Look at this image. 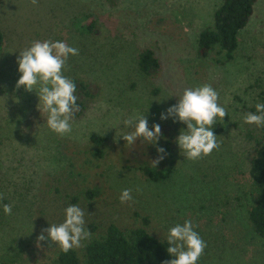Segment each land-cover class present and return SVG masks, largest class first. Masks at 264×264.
Masks as SVG:
<instances>
[{
    "label": "rangeland",
    "instance_id": "obj_1",
    "mask_svg": "<svg viewBox=\"0 0 264 264\" xmlns=\"http://www.w3.org/2000/svg\"><path fill=\"white\" fill-rule=\"evenodd\" d=\"M221 3L0 0L5 36L0 50V205L13 206L12 215H4L0 207V262H53L59 247L41 242L38 248L36 237L48 222L63 221L65 207L77 204L85 209L90 234L91 224L101 230L111 223L128 229L145 226L142 218L149 217L147 229L165 239L170 226L191 219L207 245L198 264H264V239L248 220L255 197L251 161L264 146V128L242 121L257 102H264V0H258L240 32L234 58L224 63L216 52L207 57L197 52L200 32L213 24ZM84 12L96 21L90 34H82ZM45 40H61L79 49L69 57L64 74L84 82L90 91L89 96L75 93L80 107L72 132L65 136L43 124L46 114L41 116L34 91L16 88L19 50ZM144 48H151L161 64L150 74L138 67ZM204 83L217 90L229 116L214 126L219 150L193 161L184 159L174 142L185 126L162 121L159 114L177 102V97L167 95L179 96L185 88ZM148 108L149 128L153 122L160 124L164 138L159 144L168 152L157 166L156 146L140 143L139 138L129 146L117 137L121 118ZM94 134L109 139L105 156L90 157L84 186L80 180V185L70 187L64 170L71 160L87 161ZM143 166H172L173 171L155 182L139 169ZM94 186L101 196L89 204L82 193ZM123 189L132 190V201L120 202ZM73 196L79 197L78 203L72 202Z\"/></svg>",
    "mask_w": 264,
    "mask_h": 264
},
{
    "label": "clouds",
    "instance_id": "obj_2",
    "mask_svg": "<svg viewBox=\"0 0 264 264\" xmlns=\"http://www.w3.org/2000/svg\"><path fill=\"white\" fill-rule=\"evenodd\" d=\"M78 54V48L64 41L45 40L35 41L19 50L17 57V71L20 75L16 81V88L23 87L27 92H35L38 97L37 108L40 114L42 112L46 114L43 116L45 118L43 124L59 136L72 132L74 115L80 107L75 94L77 83L64 74L69 57ZM172 96L177 97V102L161 111L159 119L171 120L174 124L185 126L180 127L178 135L174 137V142L184 159L194 161L210 155L214 150H219L220 144L214 126L218 123L223 124V118L228 112L219 103L217 90L204 83L185 88L179 96L169 94L166 97ZM254 108L255 111H248L243 115L242 121L247 125L264 128V102H257ZM148 110L149 108L143 113L136 112L121 118L119 120L121 132L117 137L122 138L129 146L136 145L138 138L140 143L146 142V145L156 146L157 157L153 161L157 166L167 157L168 152L159 144V140L164 138L160 124L153 122L149 128V120L145 115ZM109 127L117 131L116 125ZM119 199L121 203L132 201V190L123 189ZM0 207L4 215L13 214L11 204L4 203ZM85 223V209L77 204H69L64 209L62 222H48V226L41 230L36 237V246L41 248L43 247L41 242H46L50 246L59 247L65 253L79 248L82 241L87 240L90 235ZM165 239L168 245L166 251L172 257L166 264H198L207 246L206 241L195 230L191 219L170 226Z\"/></svg>",
    "mask_w": 264,
    "mask_h": 264
},
{
    "label": "trees",
    "instance_id": "obj_3",
    "mask_svg": "<svg viewBox=\"0 0 264 264\" xmlns=\"http://www.w3.org/2000/svg\"><path fill=\"white\" fill-rule=\"evenodd\" d=\"M257 2L258 0H222L215 11L213 24L200 32L197 50L199 56L207 57L216 52L223 57L222 63L232 60L239 45V34L248 25ZM82 16H84L82 34H90L96 27V21L86 12L82 13ZM4 43L5 36L0 27V50ZM137 62L139 69L145 74H150L161 66L158 56L151 48H144L139 53ZM74 81L77 83L76 92L83 96L90 95L87 84ZM80 102L77 100L78 105ZM108 141L106 137L92 135L91 142L94 150L87 156V161L82 163L81 157L71 160L63 176L70 187L75 188L81 184L80 180L82 182L86 179L88 172L85 173L84 170H87L88 160L92 159L90 157L102 159L105 156L104 148ZM139 169L149 180L155 182L166 180L173 171L172 166L162 169L143 166ZM250 175L255 197L249 209L248 220L251 229L264 239V146L258 150L251 161ZM81 186H84L83 182ZM82 194L90 204L101 196V191L98 186H94L86 188ZM78 201L79 197L73 196L72 202L78 203ZM142 219L145 226L128 229L117 223H111L101 230L95 224H91L88 228L92 232L81 247L67 253L60 250L58 257L49 264H166L172 259L166 251L168 246L166 239L156 237L147 229L151 223L149 217ZM0 264L17 263L0 262Z\"/></svg>",
    "mask_w": 264,
    "mask_h": 264
}]
</instances>
